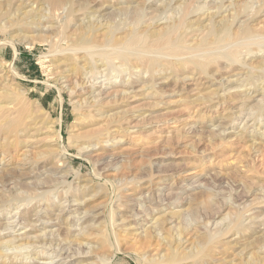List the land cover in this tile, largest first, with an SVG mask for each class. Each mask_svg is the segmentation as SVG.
I'll use <instances>...</instances> for the list:
<instances>
[{
	"label": "rangeland",
	"instance_id": "obj_1",
	"mask_svg": "<svg viewBox=\"0 0 264 264\" xmlns=\"http://www.w3.org/2000/svg\"><path fill=\"white\" fill-rule=\"evenodd\" d=\"M75 1L119 26L116 35L187 23L174 46H91L110 61L82 75L102 102L86 122L52 64L70 43L65 11L30 0L52 32L49 19L16 23L28 7L0 0V90L15 76L0 98L12 99L0 119L15 118L11 133L0 127V264H264V0ZM220 14L232 36L202 41ZM124 53L138 61L124 65ZM150 57L164 65L146 70ZM90 129L103 141L84 150L78 135Z\"/></svg>",
	"mask_w": 264,
	"mask_h": 264
},
{
	"label": "bare ground",
	"instance_id": "obj_2",
	"mask_svg": "<svg viewBox=\"0 0 264 264\" xmlns=\"http://www.w3.org/2000/svg\"><path fill=\"white\" fill-rule=\"evenodd\" d=\"M35 2H37L38 0H34ZM40 1V0H39ZM43 1V0H42ZM123 1V0H122ZM167 1V0H166ZM10 2V1H9ZM51 2H53L55 5L60 6V8L62 10H64L65 14L63 17V21L60 23L61 24V32H62V36L63 38H69L68 41H70L69 45L67 48H64V50L58 52V53H53V57L52 58V64L55 68V72L57 73V76L59 77V80H61L60 78H62V80L64 79V82L68 83L69 86V90L71 89V91L74 93V96L77 97L76 100V105L74 108H76L79 112L82 111V114L84 116V119L89 120L90 117H92L93 115H96V113H98V110L100 109V107H102V102H99L100 100L94 99L92 100L91 96L94 93V88L93 86L87 84V82H85V79H83V74L85 72H93L95 69H97L99 66L101 65H107V60H103L100 59L98 57H95L94 55H91L92 51L90 49L93 50L94 47L91 46H96V45H102V47L104 46V44L108 45H117V44H130L133 45L135 44V47L137 45H140L144 48L146 45L151 44V43H162L165 42V44H173V46L175 44H179L181 43V38L179 37H174L172 36V33L176 30H178L179 28L181 29V27L187 23L186 17L185 15L179 16V18H174L173 20L169 21L168 23H160L157 22L154 24H146L144 27L142 25V28L139 30H130L129 33L126 32L127 34H123V35H116V31L119 30V26L117 27L116 25H112L111 23H107L106 21H101L102 19L100 18H93V16H90L88 14H86L88 12V9L86 7V5L88 4H82L80 2H76L75 0H51ZM88 2V1H87ZM108 2V1H107ZM137 2V1H136ZM34 2H30V0H20L19 5H24L23 7H28L27 9L22 7L20 8L19 14L21 15V17H19V19H16V23H19V20H23L24 24L26 25H30L33 27H39L40 24L45 21L46 19H49L48 14L44 11V7L40 6L39 3L42 2H38L37 6H33ZM86 3V2H85ZM111 3V2H109ZM144 3V2H143ZM154 4V3H153ZM167 4V3H166ZM216 4V3H215ZM239 5H241L240 3H238ZM236 4V6L238 5ZM53 5V4H52ZM107 5V4H106ZM145 4H143L144 6ZM204 5V4H203ZM231 5V4H230ZM105 6V5H104ZM104 6L99 8V10H103ZM112 6V5H111ZM109 7V6H108ZM113 7V6H112ZM117 7V6H116ZM142 6L139 5L134 7V12L138 15H141V13L143 14V12H141L140 8ZM180 7V6H179ZM224 7V6H223ZM146 8V7H145ZM167 8V7H166ZM17 9V8H16ZM59 9V8H58ZM113 9V8H112ZM97 10V9H96ZM98 10V11H99ZM114 10V9H113ZM117 10V9H116ZM143 10V9H142ZM219 10V9H218ZM230 10V9H229ZM236 10V9H234ZM128 11V10H127ZM259 11V10H258ZM257 11V12H258ZM104 12V11H103ZM158 12V11H157ZM164 12V11H163ZM201 13V12H200ZM95 14V13H93ZM91 14V15H93ZM97 14V13H96ZM96 14L94 16H96ZM166 14V13H165ZM180 14V13H179ZM185 14V13H184ZM50 15V14H49ZM62 15V14H61ZM107 15V14H106ZM158 15V14H157ZM167 15V14H166ZM178 15V14H177ZM248 15V14H247ZM59 16V14H58ZM63 16V15H62ZM142 16V15H141ZM251 16V15H249ZM61 17V16H60ZM196 17V16H195ZM210 17V16H209ZM51 18V17H50ZM124 18V17H123ZM201 18V16H200ZM143 19V18H142ZM141 19V21H142ZM155 19V18H154ZM43 20V21H42ZM59 20V19H57ZM115 20V19H114ZM210 20V19H209ZM167 21V20H166ZM211 21V20H210ZM189 22V21H188ZM14 23V22H13ZM46 23V22H45ZM47 23H50L48 26V28L54 29L56 26L54 25L55 21L52 20H47ZM147 23V22H146ZM23 24V25H24ZM132 24V22H131ZM145 24V22H144ZM241 24V22H240ZM137 25V24H136ZM141 25V24H140ZM194 25V28L196 26V22ZM192 25L190 26L191 28ZM199 25V24H197ZM42 26V25H41ZM45 26V24H44ZM129 26V25H128ZM204 26V25H203ZM26 27V26H25ZM59 27V26H57ZM132 27V26H131ZM208 27V31L206 36H204V38L202 39V41L204 42H211L213 43L214 41H224L229 39L232 36L233 31L231 30L230 27V22H229V18H225L224 16H222L220 14V18L218 19V21H213L210 24H206V28ZM46 28V27H45ZM44 28V29H45ZM73 28V29H72ZM123 28V27H121ZM120 28V29H121ZM130 28V27H129ZM201 28V27H200ZM244 28V27H243ZM43 29V28H42ZM247 29L244 28L242 29L241 33L245 32ZM44 31V30H43ZM50 31V29H49ZM46 32V30H45ZM53 32V31H52ZM124 32V31H123ZM177 33V32H176ZM180 33V32H179ZM177 33V34H179ZM50 34V33H49ZM48 34V37H49ZM56 34V33H55ZM54 34V35H55ZM61 34V33H60ZM186 34V33H185ZM57 35V34H56ZM59 36V35H58ZM61 36V35H60ZM47 36H45L46 38ZM53 37V36H52ZM30 38V37H29ZM47 40V39H46ZM193 40V39H192ZM235 40V39H234ZM202 42V43H204ZM201 43V44H202ZM58 44V43H57ZM199 44V43H198ZM209 44V43H208ZM163 44H161L162 46ZM216 45V44H215ZM88 46V47H87ZM126 46V45H125ZM138 46V47H140ZM151 46V45H150ZM148 46V47H150ZM184 46V45H183ZM133 47V46H132ZM155 47V46H154ZM152 47V48H154ZM159 47V46H158ZM101 48V47H100ZM114 48V47H113ZM119 48V47H118ZM121 48V47H120ZM143 48V49H144ZM147 48V47H146ZM152 48H150L151 50H153ZM163 48V47H162ZM224 48V47H223ZM62 49V48H61ZM89 49V51H88ZM103 49V48H102ZM140 49V48H139ZM148 49V48H147ZM149 49V50H150ZM155 49V48H154ZM189 49V48H188ZM55 50V49H54ZM53 50V51H54ZM96 50V49H95ZM100 50V49H99ZM112 50V49H111ZM120 50V49H119ZM121 50H123L121 48ZM146 50V49H145ZM148 50V51H149ZM173 50V49H172ZM223 50V49H222ZM52 51V50H51ZM56 51V50H55ZM109 51V50H108ZM114 51H116L114 49ZM139 51V50H138ZM141 49V53H143ZM90 52V53H89ZM96 52V51H95ZM101 52V51H100ZM107 52V51H106ZM125 53L127 51H124ZM145 52V51H144ZM119 53V52H118ZM125 53L123 54V56L125 55ZM206 53V52H205ZM94 54V53H92ZM100 54V53H99ZM98 54V55H99ZM113 54V53H112ZM116 54V53H115ZM134 53H132L133 55ZM154 54V51H153ZM163 54V53H162ZM161 54V55H162ZM203 54V53H202ZM97 55V54H96ZM106 55V54H105ZM118 55V54H117ZM121 55V54H120ZM119 55V56H120ZM127 55L128 52H127ZM125 55L124 57H122V61L121 63H123L127 66V63L130 65V63H132V57ZM137 55V54H136ZM150 55V54H149ZM118 56V57H119ZM135 56V55H134ZM152 56V55H151ZM156 56V55H155ZM232 56V55H231ZM44 57V56H43ZM46 57V56H45ZM111 57V56H110ZM109 57V58H110ZM117 57V58H118ZM190 57V56H189ZM121 58V57H120ZM119 58V59H120ZM192 58V57H191ZM198 58V57H197ZM239 58V57H238ZM133 59L135 61H133L132 64H134L137 60V58L133 57ZM193 59V58H192ZM131 60V62H130ZM141 60V59H140ZM110 61V60H109ZM143 62V66H147L148 69H151L153 67H157V66H161L164 65V62H161L160 59L158 57H150L147 58L146 60H142ZM233 61V60H232ZM193 62V61H192ZM169 66H185V62H181V61H170L167 62ZM197 65V64H196ZM136 66V64L134 65ZM142 66V65H141ZM199 66H204V64H200ZM135 68V67H134ZM12 69V68H10ZM139 69V68H137ZM12 71V70H11ZM12 72H14V74H16V71L13 70ZM113 74V73H112ZM8 75V74H7ZM10 76V75H8ZM7 76V78H8ZM56 76V75H55ZM131 76V75H130ZM135 77V76H134ZM141 77V76H140ZM15 78V76L13 75L9 81L11 83V81H13ZM55 79V78H54ZM8 80V79H7ZM9 81H7L6 85L8 84V86L10 87L12 84L9 83ZM16 81V80H15ZM237 81V80H236ZM14 82V81H13ZM103 83V82H102ZM5 84V82H4ZM10 84V85H9ZM3 84H1L2 87ZM3 86V88L0 90V98H2L3 96H7L8 94H10L9 91L12 90V88L9 90V88H6ZM128 87V86H127ZM126 88V87H124ZM240 88V87H239ZM70 91V93H71ZM121 91V95H125L126 91L125 89H120ZM22 94H24V92H21ZM128 93V92H127ZM91 98V99H90ZM117 100V99H116ZM263 100V99H262ZM12 99L8 98L6 103H2V101L0 100V112H2L3 110L8 111V109L11 108V103ZM261 104V102H260ZM90 108H92L90 110ZM100 111V110H99ZM8 115L5 113V115L7 116H2V119H0V127H3V129H7L5 132L11 133V131L13 130L11 125L13 124V119L15 118H10L9 117V112H7ZM21 113V112H20ZM19 113V114H20ZM24 114V113H23ZM22 114V115H23ZM11 115V113H10ZM229 116V115H228ZM1 117V116H0ZM14 117V116H12ZM83 119V118H82ZM18 120V119H17ZM16 121V120H15ZM19 121V120H18ZM55 123V122H54ZM49 125V124H48ZM52 125V124H51ZM51 125H49L48 127H50ZM53 127V126H52ZM2 128H0L1 130ZM12 129V130H11ZM4 132V130H1ZM14 131V130H13ZM103 131V130H102ZM244 131V130H243ZM4 132V134H5ZM101 132V131H100ZM108 132V131H107ZM221 132V131H220ZM79 134V133H78ZM58 135V134H57ZM100 133L95 130V129H90V130H85L83 131V133H81V135H78L81 140H82V145L81 148L82 149H86L90 146H92V143H98L100 140ZM72 136V134H71ZM102 139V138H101ZM111 139V138H110ZM103 141V140H100ZM14 142V141H13ZM4 143V142H3ZM11 143V142H10ZM13 145V144H12ZM7 146V145H6ZM11 146V144H10ZM14 146V145H13ZM12 146V147H13ZM1 147V146H0ZM91 151L88 152V154H92L93 151H95L93 148H90ZM89 149V150H90ZM8 150V149H7ZM5 152V151H4ZM11 153V152H10ZM9 154V153H8ZM6 157V156H5ZM65 162V161H64ZM25 163V162H24ZM53 171V170H52ZM54 172V171H53ZM38 202V201H37ZM43 203V202H42ZM84 213V211H83ZM254 219V218H253ZM256 219V218H255ZM44 220V219H43ZM244 221V220H243ZM16 222V221H15ZM8 224V223H7ZM33 225V224H32ZM90 225V224H89ZM4 226V225H3ZM91 226V225H90ZM90 228V227H89ZM9 230V229H8ZM88 230V229H86ZM86 230L81 231L80 233H77L76 235L79 236H84L86 233ZM226 231V230H225ZM227 231H230V229H228ZM227 233V232H225ZM225 235V234H224ZM229 236L232 235L228 234ZM227 235V236H228ZM28 236V235H27ZM53 236V235H52ZM22 238V237H20ZM25 238V237H24ZM210 238V237H209ZM207 238L206 242H208L210 239ZM12 239V238H11ZM11 239L9 238L8 240H3L1 242L8 244L7 242H10ZM232 240V239H230ZM13 241V240H12ZM212 241V240H210ZM209 241V242H210ZM66 242V241H65ZM182 245L186 248L188 247L189 249H192L193 246H190L191 242H187V238H184V240L182 242ZM21 244V243H20ZM207 244V243H206ZM179 245V244H178ZM4 246V244H3ZM14 246V245H13ZM180 246V245H179ZM2 247V246H0ZM3 250V249H2ZM58 251V250H57ZM199 252V251H198ZM201 253V252H200ZM73 255V254H72ZM175 256V255H174ZM151 259V258H150ZM170 259H174V257H170ZM149 264H154V262L152 260L148 261ZM159 262V261H157ZM83 263V262H82ZM158 264V263H157Z\"/></svg>",
	"mask_w": 264,
	"mask_h": 264
}]
</instances>
